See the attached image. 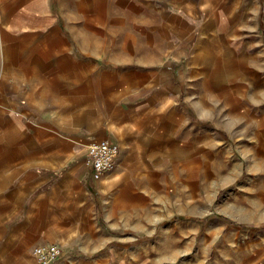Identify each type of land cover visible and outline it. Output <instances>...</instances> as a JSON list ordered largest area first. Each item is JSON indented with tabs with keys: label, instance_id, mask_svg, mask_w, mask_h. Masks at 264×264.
Returning a JSON list of instances; mask_svg holds the SVG:
<instances>
[{
	"label": "crops",
	"instance_id": "1",
	"mask_svg": "<svg viewBox=\"0 0 264 264\" xmlns=\"http://www.w3.org/2000/svg\"><path fill=\"white\" fill-rule=\"evenodd\" d=\"M263 10L0 0V264H35L43 244L63 249L52 264H183L175 228L201 227L181 216L264 146ZM105 140L121 150L96 180Z\"/></svg>",
	"mask_w": 264,
	"mask_h": 264
},
{
	"label": "rangeland",
	"instance_id": "2",
	"mask_svg": "<svg viewBox=\"0 0 264 264\" xmlns=\"http://www.w3.org/2000/svg\"><path fill=\"white\" fill-rule=\"evenodd\" d=\"M261 25L264 30L263 21ZM235 155L241 160L232 174L238 177L230 184H216V191H211L215 197L202 200L196 214L181 216L200 225V232L175 228L183 264H264V146L257 151L248 145ZM152 235L157 238L159 230Z\"/></svg>",
	"mask_w": 264,
	"mask_h": 264
},
{
	"label": "built area",
	"instance_id": "3",
	"mask_svg": "<svg viewBox=\"0 0 264 264\" xmlns=\"http://www.w3.org/2000/svg\"><path fill=\"white\" fill-rule=\"evenodd\" d=\"M120 146L110 140L95 142L88 150L87 166L93 170V178L101 180L115 171ZM63 250L56 244L38 245L33 250L35 264H52L63 256Z\"/></svg>",
	"mask_w": 264,
	"mask_h": 264
},
{
	"label": "bare ground",
	"instance_id": "4",
	"mask_svg": "<svg viewBox=\"0 0 264 264\" xmlns=\"http://www.w3.org/2000/svg\"><path fill=\"white\" fill-rule=\"evenodd\" d=\"M89 5H90V4H89ZM89 7H90V6H89ZM76 35H77V34H76ZM80 35H81V34H80ZM80 35H79V36H80ZM77 38H78V37H77ZM82 41H83V39H82ZM85 51H86V50H85ZM63 91H64V90H63ZM66 91H67V90H66ZM61 92H62V91H61ZM156 161H157V160H156ZM206 174H207V173H206ZM204 176H206V175H204ZM209 177H210V176H209Z\"/></svg>",
	"mask_w": 264,
	"mask_h": 264
}]
</instances>
